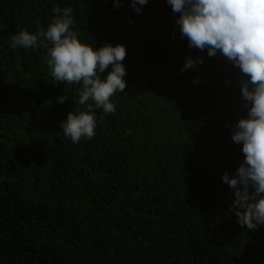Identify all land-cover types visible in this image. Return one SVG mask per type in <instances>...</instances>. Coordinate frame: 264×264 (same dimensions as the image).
<instances>
[{
  "label": "trees",
  "instance_id": "trees-1",
  "mask_svg": "<svg viewBox=\"0 0 264 264\" xmlns=\"http://www.w3.org/2000/svg\"><path fill=\"white\" fill-rule=\"evenodd\" d=\"M57 6L83 42L127 50L116 111L95 109L78 143L60 123L83 109L81 86L54 82L48 48L10 43ZM179 15L167 0L139 14L131 0H0V264H264V225L237 222L222 179L244 159L239 70L190 48ZM189 56L203 63L182 71Z\"/></svg>",
  "mask_w": 264,
  "mask_h": 264
},
{
  "label": "clouds",
  "instance_id": "clouds-1",
  "mask_svg": "<svg viewBox=\"0 0 264 264\" xmlns=\"http://www.w3.org/2000/svg\"><path fill=\"white\" fill-rule=\"evenodd\" d=\"M149 0H131L139 14ZM174 13H179L176 25L190 48L208 55L217 53L239 70L238 83L247 115L232 129V140L242 144L243 162L235 175L225 172L222 179L234 190V211L237 222L254 230L264 225V0H167ZM116 7L121 0H115ZM55 17L46 30L37 33L22 30L11 37V46L25 49L42 45L48 48L47 64L54 82L76 84L77 108L61 121L63 134L72 142L95 136V109L114 113L112 97L126 88L127 55L123 44H105L99 48L78 38L73 30L75 19L71 7L54 9ZM51 44V47H48ZM203 63L202 58L187 59L182 71ZM111 66L106 78L102 75ZM67 95L58 100L65 102Z\"/></svg>",
  "mask_w": 264,
  "mask_h": 264
}]
</instances>
